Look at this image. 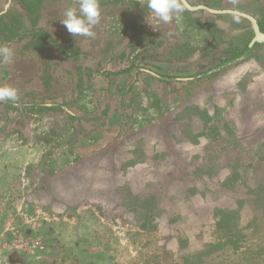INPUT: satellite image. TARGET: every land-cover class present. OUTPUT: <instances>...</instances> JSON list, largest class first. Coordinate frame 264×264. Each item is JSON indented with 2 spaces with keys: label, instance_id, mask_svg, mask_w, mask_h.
<instances>
[{
  "label": "rangeland",
  "instance_id": "rangeland-1",
  "mask_svg": "<svg viewBox=\"0 0 264 264\" xmlns=\"http://www.w3.org/2000/svg\"><path fill=\"white\" fill-rule=\"evenodd\" d=\"M9 34L0 44L14 43V72L30 81L0 82L18 91L0 102V264L14 253L22 264H264V42L175 85L164 106L125 114L117 140L67 128L58 139L52 110L69 102L45 106L50 83L33 79L50 74L48 57L17 66L38 63L50 35Z\"/></svg>",
  "mask_w": 264,
  "mask_h": 264
},
{
  "label": "crops",
  "instance_id": "crops-1",
  "mask_svg": "<svg viewBox=\"0 0 264 264\" xmlns=\"http://www.w3.org/2000/svg\"><path fill=\"white\" fill-rule=\"evenodd\" d=\"M186 1L192 6L243 11L258 20L264 16V0ZM65 9L60 0H0L1 33L50 35L51 42L44 47L47 52L38 63L37 58L25 57L17 66L24 74V67L41 65L48 57L50 74L45 77L36 71L33 79L50 83V104L45 106L62 108L69 102L67 114L52 110L51 133L58 139L67 128L73 130L72 137L89 129L95 137L101 136L98 130L105 131L106 137L109 129L110 138L117 140L120 126L115 124L125 114H146L155 101L164 106L175 85H187L193 74L243 56L252 39L247 19L236 14L185 6L182 14L154 29L148 23L146 0H116L100 4V22L93 28L99 30L100 41L76 36L77 41L60 42V33L71 35L60 22ZM15 60L0 68V82L30 81L29 75L14 72ZM66 139L61 144L70 143Z\"/></svg>",
  "mask_w": 264,
  "mask_h": 264
},
{
  "label": "clouds",
  "instance_id": "clouds-1",
  "mask_svg": "<svg viewBox=\"0 0 264 264\" xmlns=\"http://www.w3.org/2000/svg\"><path fill=\"white\" fill-rule=\"evenodd\" d=\"M150 10L154 29L158 24L170 22L174 16L185 11L184 0H146ZM99 0H78L77 6H69L63 12L60 22L74 36L93 37V28L100 22ZM13 50L6 44H0V63H13ZM18 99L17 89L9 84H0V102H15Z\"/></svg>",
  "mask_w": 264,
  "mask_h": 264
},
{
  "label": "water",
  "instance_id": "water-1",
  "mask_svg": "<svg viewBox=\"0 0 264 264\" xmlns=\"http://www.w3.org/2000/svg\"><path fill=\"white\" fill-rule=\"evenodd\" d=\"M184 5L191 10H196V9H205L207 11H210L212 13H232L236 14L239 16H242L246 18L248 21H250L253 29V37L248 45V49H250L255 43H262L264 42V31L261 28V23L259 22L258 19H256L254 16L245 13L243 11L239 10H234V9H213L210 7H207L205 5H197V6H192L190 5L186 0H184Z\"/></svg>",
  "mask_w": 264,
  "mask_h": 264
},
{
  "label": "trees",
  "instance_id": "trees-1",
  "mask_svg": "<svg viewBox=\"0 0 264 264\" xmlns=\"http://www.w3.org/2000/svg\"><path fill=\"white\" fill-rule=\"evenodd\" d=\"M0 21H2V17H0ZM1 23V22H0ZM7 24V23H6ZM1 29H2V27H1ZM8 30H10V29H8ZM9 35L11 36V37H18V36H22V35H25V34H21V35H18L17 33H15V32H12V31H9ZM8 259H9V262L11 263V264H22V260L18 257V255L17 254H11V255H9V257H8Z\"/></svg>",
  "mask_w": 264,
  "mask_h": 264
}]
</instances>
